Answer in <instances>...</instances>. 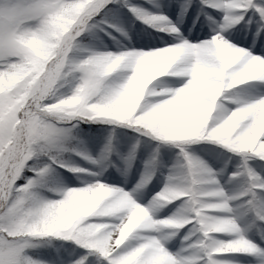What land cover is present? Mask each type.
Returning a JSON list of instances; mask_svg holds the SVG:
<instances>
[{
  "label": "snow or ice",
  "instance_id": "6c2138e0",
  "mask_svg": "<svg viewBox=\"0 0 264 264\" xmlns=\"http://www.w3.org/2000/svg\"><path fill=\"white\" fill-rule=\"evenodd\" d=\"M0 264H264V0H0Z\"/></svg>",
  "mask_w": 264,
  "mask_h": 264
}]
</instances>
